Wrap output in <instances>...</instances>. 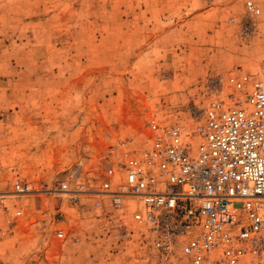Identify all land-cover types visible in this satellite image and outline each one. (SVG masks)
Here are the masks:
<instances>
[{
	"label": "rangeland",
	"instance_id": "obj_1",
	"mask_svg": "<svg viewBox=\"0 0 264 264\" xmlns=\"http://www.w3.org/2000/svg\"><path fill=\"white\" fill-rule=\"evenodd\" d=\"M246 1L0 0V264H144L92 191L150 144L149 118L191 134L208 79L261 69L264 0ZM15 179L43 191L8 193ZM62 181L91 192L47 191Z\"/></svg>",
	"mask_w": 264,
	"mask_h": 264
},
{
	"label": "built area",
	"instance_id": "obj_2",
	"mask_svg": "<svg viewBox=\"0 0 264 264\" xmlns=\"http://www.w3.org/2000/svg\"><path fill=\"white\" fill-rule=\"evenodd\" d=\"M245 8L260 13L252 0ZM243 26L247 36L254 33L251 18ZM206 92L191 134L149 118L150 144L107 163L92 191L94 206L108 207L105 233L140 252L144 264H264V62L258 72L208 79ZM36 191L43 190L15 179L8 193ZM47 191L91 192L84 183L72 191L67 181Z\"/></svg>",
	"mask_w": 264,
	"mask_h": 264
}]
</instances>
